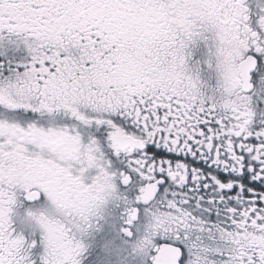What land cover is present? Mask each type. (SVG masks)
Segmentation results:
<instances>
[{
    "label": "snow or ice",
    "instance_id": "1",
    "mask_svg": "<svg viewBox=\"0 0 264 264\" xmlns=\"http://www.w3.org/2000/svg\"><path fill=\"white\" fill-rule=\"evenodd\" d=\"M0 264H264V0H0Z\"/></svg>",
    "mask_w": 264,
    "mask_h": 264
}]
</instances>
